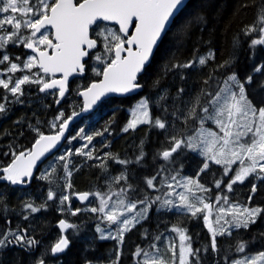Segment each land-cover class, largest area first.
Here are the masks:
<instances>
[{
	"label": "trees",
	"instance_id": "obj_1",
	"mask_svg": "<svg viewBox=\"0 0 264 264\" xmlns=\"http://www.w3.org/2000/svg\"><path fill=\"white\" fill-rule=\"evenodd\" d=\"M33 5L37 7L38 3ZM263 12L264 0H190L138 78V95L109 98L82 118L32 183L25 186L0 181V245L17 225L29 231L37 243V250L34 243H22L25 248L21 258L14 249L0 252V264H35L37 255L33 251L39 254L42 245L44 256H51L49 264H176L173 227H181L191 236L192 264H234L238 257L264 252L261 169L256 177L251 176L230 191L226 188L224 165L198 154L186 143L199 127L211 126L199 120L201 110L232 75L236 79L235 91L244 88L250 103L264 109V46L255 45L254 35L249 34ZM30 29L22 30L26 42L33 35L29 36ZM108 29L122 36L117 26L100 23L93 28L98 48L86 62L84 77L71 83L61 103L57 90H42L53 78L39 67L36 70L41 81L25 82L17 92L10 84H0V178L7 176L2 170L18 154L30 151L40 136L59 131L66 119L83 108L79 91L100 80L115 59V47L108 55L105 48L104 34ZM13 40L8 44L0 42V53L5 55L0 54V71L7 70L13 62L23 64L30 54L25 42L17 44ZM99 55L107 62L95 63ZM22 73H10V80L21 78ZM3 76L9 80L7 73ZM141 96L149 101L153 120L125 130L132 107ZM181 175H199L206 184L208 201L219 197L218 202L258 209L256 220L213 238L204 225V209L194 215L159 210L161 199L169 194L170 182ZM115 176L120 177L114 179ZM110 180L116 186V197L149 204L147 214L142 211L137 222L124 231L115 223L108 226L100 214L85 211L72 198L75 192L106 191ZM62 219L80 236L69 233L68 251L55 258L51 248L61 237ZM96 223L113 229L117 237L102 239L100 230L92 228ZM155 242V252L163 260L143 261Z\"/></svg>",
	"mask_w": 264,
	"mask_h": 264
},
{
	"label": "rangeland",
	"instance_id": "obj_2",
	"mask_svg": "<svg viewBox=\"0 0 264 264\" xmlns=\"http://www.w3.org/2000/svg\"><path fill=\"white\" fill-rule=\"evenodd\" d=\"M38 3L35 7L33 3ZM52 0H0V39L6 44L12 42L16 33L17 44H21L27 38L22 32L24 28H31L28 32L36 37L32 38L39 46H47L52 37L50 29L36 34L32 28L40 19L39 15L49 13ZM249 34L254 35L255 45L264 46V12L259 23L253 27ZM105 48L107 55L112 48L117 45V41L122 40V36L116 30L108 29L104 34ZM205 56L201 58L203 61ZM107 62L102 56H97L95 63ZM39 67L35 54L26 56L23 64L13 62L5 71H0V84H10L13 92L20 90L25 82L41 81V76L36 68ZM22 71L21 78L11 79L10 73ZM100 72V69H97ZM4 73H7L9 80H5ZM225 85L220 92L213 96L211 103L201 110L203 113L199 120L211 124V126H201L197 129L194 137L187 140V146L193 148L198 154L208 157L209 160L224 165L228 183L226 188L234 191L237 185L246 182L248 178L257 174L264 176V109L257 107L248 100L247 92L241 88L238 92L234 89L236 79L234 75L225 81ZM153 120L149 101L144 97H139L131 110V117L126 124L125 130L135 128L143 123H151ZM208 160V161H209ZM120 176H115L118 178ZM256 177V175H255ZM222 181V180H219ZM220 185V182L217 183ZM116 186L113 180L109 181V186L102 193H109ZM206 184L199 179V175L191 177L181 175L169 184L168 195L161 199L159 210L179 212L184 214H196L204 209V225L214 238L218 234H229L230 230L247 225L248 221H255L258 209H250L246 205L234 204L226 201L218 202L219 197L213 201H208L204 191ZM98 191V190H95ZM74 194V193H73ZM72 194V198H73ZM67 198V195L64 196ZM103 198H106L103 194ZM74 199V198H73ZM221 200V199H220ZM138 204L135 201L126 200L124 197H114L103 210H99L97 198L93 197L90 202L83 206L85 211L98 213L101 219L107 220V225L115 223L122 231L137 222L138 215L144 211L147 214L148 203ZM159 215V212H158ZM67 237L71 240V233L75 237L80 236V232L72 227H68ZM92 228L100 230L102 239L117 237L113 229L100 226L96 223ZM174 230V252L176 254V264H192V241L188 231L181 227H173ZM70 230H72L70 232ZM91 232H95L90 229ZM8 236H12L9 231ZM87 237L92 241L93 237L88 233ZM61 237L54 243L57 244ZM5 243V242H4ZM1 244L3 247L5 244ZM158 243H154L151 250L147 252L142 260H163L161 255L155 250ZM38 260V255L36 256ZM87 264H98L88 262ZM110 264V263H107ZM234 264H264V252L246 254L234 260Z\"/></svg>",
	"mask_w": 264,
	"mask_h": 264
},
{
	"label": "water",
	"instance_id": "obj_3",
	"mask_svg": "<svg viewBox=\"0 0 264 264\" xmlns=\"http://www.w3.org/2000/svg\"><path fill=\"white\" fill-rule=\"evenodd\" d=\"M189 1L83 0L77 3L76 0H57L49 13L33 26L37 34L48 28L52 30V49H41L35 43L28 45L27 49L37 56L42 72L53 78L52 83L44 85L42 90H58L59 103L65 99L71 83L86 74L89 55L99 45L92 36L97 24L119 27L127 40L116 45L115 59L104 69L101 79L79 91L83 108L66 119L59 131L40 136L30 151L18 154L2 170L7 176L0 181L4 179L8 183L25 186L32 183L42 165L62 149L71 130L82 118L94 113L109 98L138 95L141 91L138 78L151 63L175 18ZM116 195V190L109 193L82 191L75 192L73 198L86 206L96 197L99 210L103 211ZM68 227L65 219L59 222L62 238L53 247L55 257L66 253L71 245L67 237Z\"/></svg>",
	"mask_w": 264,
	"mask_h": 264
},
{
	"label": "flooded vegetation",
	"instance_id": "obj_4",
	"mask_svg": "<svg viewBox=\"0 0 264 264\" xmlns=\"http://www.w3.org/2000/svg\"><path fill=\"white\" fill-rule=\"evenodd\" d=\"M57 0H55L54 4L56 3ZM53 2V0H52ZM51 2V3H52ZM53 4V5H54ZM52 5V6H53ZM52 8V7H51ZM33 28V27H32ZM49 29V28H48ZM47 30V29H46ZM51 30V29H50ZM52 31V30H51ZM43 32V31H42ZM37 34V33H36ZM36 36H31V38L28 39V41H24L25 42V48L27 51H30L29 49H27V46L30 45L31 43H35L39 48L41 49H49L51 50L53 45H54V39H53V34H52V39L50 41V43L47 45V46H39L32 38H34ZM127 38L124 37L122 35V40L120 41V43H124L126 42ZM0 42H4L0 39ZM30 53H33L32 51H30ZM92 53V52H91ZM2 57H5L4 53H0ZM34 54V53H33ZM36 56V55H35ZM37 57V56H36ZM38 59V58H37ZM38 64H39V61H38ZM40 68V67H39ZM41 69V68H40ZM42 70V69H41ZM56 90V89H54ZM58 91V90H57ZM59 92V91H58ZM12 231V236H8L7 237V241L4 243L5 245L3 247H0V252H3V253H7L9 250L11 249H14V251L20 255V258L22 257V250L23 248H25L24 245H22V243H25L26 241L29 242V243H34L33 242V237L29 234L30 232L27 231V230H21L20 227H18V225L15 227L14 230H10ZM61 238H62V233H61ZM61 240V239H60ZM59 240V241H60ZM58 241V242H59ZM35 247H36V250H37V243L35 241ZM56 245V244H55ZM53 245L52 248H51V254L53 257H55L53 255V247L55 246ZM26 251H29V250H26ZM31 252V251H30ZM36 255H38V260L35 262V264H39L40 262H44L45 264H49V257L51 256H47L45 257L44 256V245L41 246V250H40V253L37 254L35 251H33ZM46 255H48V253H46ZM62 256V255H61ZM60 256V257H61ZM47 258V259H46ZM55 258H59V257H55ZM59 260V259H58ZM58 260H56L55 262H57ZM53 261V260H52Z\"/></svg>",
	"mask_w": 264,
	"mask_h": 264
}]
</instances>
